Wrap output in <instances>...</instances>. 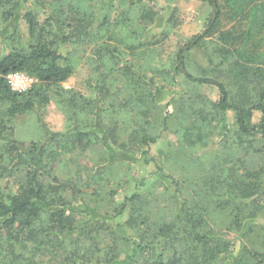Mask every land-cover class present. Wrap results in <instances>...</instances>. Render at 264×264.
Segmentation results:
<instances>
[{"label": "trees", "instance_id": "obj_1", "mask_svg": "<svg viewBox=\"0 0 264 264\" xmlns=\"http://www.w3.org/2000/svg\"><path fill=\"white\" fill-rule=\"evenodd\" d=\"M201 1L213 10L207 29L176 52L171 71H167L155 63L160 37L156 33L148 40L146 29L130 30L128 37L137 42L125 41L123 47L128 52L110 44L115 34L112 37L108 33L121 25L128 28L131 21L128 15L110 19L114 3H105L110 11L96 24L95 14L79 7L69 9L68 0H0V21L11 29L5 40L12 45L0 50V264H114L122 260L124 264H264V253L247 246L235 248L217 235L206 210L193 208L188 212L186 201L178 206L181 194L177 188L170 191L172 202L178 206L170 221L153 217L145 208L146 196L137 190L119 201V189L106 190L112 183L114 165L126 163L118 158L113 162L112 153L148 164L150 147L162 132H182L180 114L184 110L190 125L222 129L220 143L227 150L213 157L215 168L227 167L242 151L252 150L253 157L263 155L264 53L250 55L244 47L232 49L230 44L248 41L252 28L259 24L264 28V0H231L236 8L252 5L245 16L249 19L247 31L239 39L219 33L221 44L214 48L219 65L213 53H206L211 69L229 73V82L222 77L196 75L188 67L187 56L214 34L221 16L218 0ZM143 11L139 21L154 24L157 13L149 8ZM87 41L103 45L95 53L98 70H104L93 86V98L63 86L76 69L73 54L66 53V47ZM148 51L156 65L150 66L149 72L144 69L149 65L138 66L127 58H135L137 53L144 59ZM16 73L26 74L36 83L25 93L14 92L8 76ZM179 75L189 87L217 88L219 100L195 95L188 100L191 105H173L178 104L174 99L163 104L157 89L169 90ZM54 99L67 115V132L47 131L45 140L28 144L14 140L13 121L29 113L39 117ZM174 106L181 108L179 113L171 111ZM256 114L260 115L258 122ZM96 146L104 154L101 159L109 175L100 194L111 211H102L97 203L92 206L87 201L81 209L82 192L86 191L81 189L98 185L94 170L88 183L64 180L60 175L67 167L64 155ZM243 163L246 170L237 172L235 180L208 178L200 189L208 203L217 204L219 210L228 209L226 219L240 229L261 213L262 207L258 208L255 200L264 191V168L253 170ZM5 181L15 185L9 193L4 191ZM214 197L220 199L213 201Z\"/></svg>", "mask_w": 264, "mask_h": 264}, {"label": "rangeland", "instance_id": "obj_2", "mask_svg": "<svg viewBox=\"0 0 264 264\" xmlns=\"http://www.w3.org/2000/svg\"><path fill=\"white\" fill-rule=\"evenodd\" d=\"M68 1L70 2L69 9L71 10L79 7L83 9L82 11L86 10L88 13L95 14L96 24L100 23L104 15L110 11L105 3H114L110 12V19L115 20L116 18H121L122 15L123 18L128 15L131 21L128 22V28H124L121 25L120 28L108 33L112 37L115 34L114 40H108L110 44L120 46L121 49L126 51L123 47L126 40L128 43L137 42V39L128 37V35H132L130 30L139 31L140 29H146L148 40H152V34L156 33L160 37L158 39L159 50L156 53L157 62L155 63L161 70L167 71H171L176 52L207 29V23L213 12L211 6L201 0ZM218 2L221 8V16L216 25L215 32L203 42L200 49L196 48L191 51L187 56V64L190 71L196 75L216 79L217 77H222L226 82H229V73H219V71L211 69L206 53H213L215 55V63L219 65L221 60L217 58L216 51H214V48L221 44H218L219 33H229L232 37L243 38L242 35L246 33L249 26V19L245 18V16L250 13L252 5L244 4L243 7L240 8L238 6L236 8L231 0H218ZM31 8L40 10L37 7ZM148 8L157 13L154 17V24L139 21L140 14L144 12V9ZM41 17L43 20L44 16L41 15ZM261 20H264V18ZM260 25L252 28L253 35L248 41L238 40L237 44H230L232 49L235 46H239L244 47L250 55L264 53V30L257 29L260 27L264 29ZM21 28L25 35L24 29H26V24L24 21L21 22ZM10 31L11 29L5 27L0 21L1 51L7 49L8 45L9 47L12 46L10 41L5 40L6 35L9 36ZM161 33H164L166 37L164 35L161 36ZM140 40L143 39L141 38ZM101 45V43L87 41L86 43L78 42L70 44L66 47L65 52L73 54L76 69L73 76L63 85L65 89L80 93L88 98H93V86L100 71L104 70H98V59L95 54L99 49H103V45L102 47ZM153 56V53L148 51L144 59L143 56H138L137 53L135 58L132 55L127 56V58L134 60V63L138 66L149 65L144 68L149 72V67L155 65L152 63ZM148 72L145 71L146 74ZM176 81L177 84L170 87L169 90L157 89V96L163 104L171 102L174 99L178 101V104L174 103L173 105H191L188 100L194 99L195 95L199 97L205 96L214 102L220 98L219 91L215 87H189L184 76L181 75L177 77ZM158 86L161 87V82H159ZM185 94L187 95L185 96ZM183 96L185 97L182 100L181 97ZM173 110L179 113L181 108L174 106L171 108V111ZM181 114L180 123L182 132L178 134L171 130L170 132H162L156 144L150 147L148 164H145L142 159L137 160L131 158V156L128 157L121 153L113 152L110 156L113 162H116L118 158L119 160H124L126 163L121 165L116 163L117 165H114L112 183L108 187H106V180L109 175L105 172L104 166L106 164L104 159H101L104 154H102L98 146L84 152L78 151L74 154L64 155L63 164L67 163V167L61 169V177L64 180H71L73 178V180L88 183L90 172L92 170L95 171L93 173L95 179L98 180V185L92 186V188L96 191L93 193V189L90 187L81 189V191L86 190L82 192L81 209L86 207L85 201H87L92 206L97 203L99 205V208H97L101 210L102 207V211H111L106 208L107 202L104 196L100 194V191L105 189V187L109 191L110 189H119L120 196L118 197V201L122 199L123 195L132 191L136 192L137 190V192L146 196L145 200L148 202L145 208L147 211L153 217H165L167 221L171 220V214L178 209L181 202L186 201L188 212L193 208L201 212L206 210V217L217 235H221L226 240L231 241L235 248L247 246L252 250L264 253V191L255 200V205L258 208L262 207L261 213L252 219V221L246 222L244 229L236 227L231 221L226 219L225 214L229 212L228 209L225 211L219 210L217 204L213 202L208 203L203 197V193L200 192L202 182L208 178L217 180L223 176L232 180L237 178V172L243 174V170L247 166L243 163V160L253 170L264 168V153L260 157H256V155L253 157L252 150L242 151L241 155L234 162L227 164V167L215 168L212 162L213 157L217 154H223L227 150L220 143L222 129L215 127L208 128L200 124L190 125V121L185 118L186 115L184 113ZM259 117L260 115L256 114L255 122H258ZM228 119L233 124L234 118L232 113L228 114ZM67 125V115L62 111L59 101L54 99L47 109L42 111L39 117L35 113H29L15 119L12 126L14 129L13 138L25 144L32 141L41 142L45 140L47 131L49 133H66ZM11 186H15L13 182L10 185L8 181L3 182V188L6 193L12 191L13 187ZM262 187L264 190V184ZM176 188L181 194L178 206L172 202L170 194V191H176ZM95 198H97L96 201H94ZM219 199L218 197H214L213 201ZM222 212L224 213L222 214ZM114 264H124V261H117Z\"/></svg>", "mask_w": 264, "mask_h": 264}, {"label": "built area", "instance_id": "obj_3", "mask_svg": "<svg viewBox=\"0 0 264 264\" xmlns=\"http://www.w3.org/2000/svg\"><path fill=\"white\" fill-rule=\"evenodd\" d=\"M35 81V79L23 73H16L8 76V82L10 84L11 89L17 93L27 92L31 89Z\"/></svg>", "mask_w": 264, "mask_h": 264}]
</instances>
